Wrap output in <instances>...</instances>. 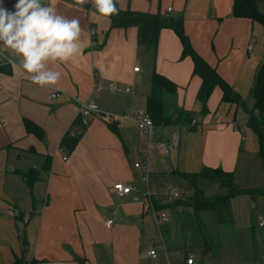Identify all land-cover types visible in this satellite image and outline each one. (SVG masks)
I'll list each match as a JSON object with an SVG mask.
<instances>
[{
  "label": "crops",
  "instance_id": "0c3cea01",
  "mask_svg": "<svg viewBox=\"0 0 264 264\" xmlns=\"http://www.w3.org/2000/svg\"><path fill=\"white\" fill-rule=\"evenodd\" d=\"M255 1L264 16V0ZM114 2L120 12L181 17L194 52L243 104L223 103L220 89L215 88L207 113L202 114L196 102L201 82L192 75L191 60L181 58V44L171 30H161L156 47L149 51L138 46L136 28L110 29L108 17L99 14L91 0L83 5H75V0H42L46 6L54 5L59 15L79 19L81 51L68 62H49L48 68L58 71L60 79L55 85L39 86L21 67V57L0 44V60L10 62L0 66V264H146L156 260V254L154 259L148 256L153 250L152 226L158 228L152 210L167 215L166 225L168 212L172 213L173 202H162L166 200L161 184L171 188L181 175L206 168L231 174L242 190L264 191V164L256 135L247 127L253 107L250 90L264 63V26L234 17L233 0ZM16 3L0 0V7L14 12ZM153 73L176 86V106L196 122L194 132L174 122L154 128L147 139L132 121L109 125L94 117L86 127L80 126L79 104L87 100L113 116L145 112ZM55 92L57 98L50 99ZM27 123L42 136L28 133ZM67 135L78 138L68 156L60 149ZM176 139L177 149L164 158L159 148ZM115 184L136 187L138 192L118 198L112 191ZM191 194L189 187L185 198ZM239 199L256 203L258 211L264 205V196L254 200L245 196L232 199L230 206ZM174 202L188 205L180 197ZM204 214L197 216V223L203 225ZM24 215L29 220L18 229L17 221ZM107 222H111L108 228ZM224 227L215 224L211 236L205 224V232L166 226L159 232L163 257L167 264H176L170 252L179 249L186 264L191 250L215 249ZM174 232L179 236L172 246ZM206 233L213 240L208 250L201 244Z\"/></svg>",
  "mask_w": 264,
  "mask_h": 264
},
{
  "label": "trees",
  "instance_id": "16d2710c",
  "mask_svg": "<svg viewBox=\"0 0 264 264\" xmlns=\"http://www.w3.org/2000/svg\"><path fill=\"white\" fill-rule=\"evenodd\" d=\"M232 15L236 18L248 19L251 22L264 26V16L259 12L255 0H233ZM110 21V29H127L134 27L137 30V44L149 51L156 47L158 34L163 29L171 30L181 44V58H189L193 64L192 75L201 82L196 95V102L200 105L202 114L207 113L206 104L215 88L222 93V102L231 105H242L239 95L229 87L192 49L188 38L182 29V18L170 20L160 16L139 14L133 12H120L107 16ZM177 88L164 77L153 73L150 81V93L146 100L145 114L151 119L155 128L175 125L194 131L189 128L192 118L176 106ZM250 99L253 101L252 111L249 112L247 127L256 135L259 156L264 164V63L259 67L250 90ZM26 131L41 137L37 128L29 123ZM78 138L66 136L60 143V149L68 156L77 144ZM46 165V169H47ZM182 179L191 187L194 196L188 198L194 217L200 213H212L217 225L232 222L229 216L230 202L232 199L249 196L253 200L264 196V191H249L238 188L231 174L216 169H202L197 174L181 175ZM217 187L224 191V195L206 197L198 187L202 185ZM199 193L198 195H196ZM200 194H202L200 196ZM207 246V245H206Z\"/></svg>",
  "mask_w": 264,
  "mask_h": 264
},
{
  "label": "clouds",
  "instance_id": "9594fccd",
  "mask_svg": "<svg viewBox=\"0 0 264 264\" xmlns=\"http://www.w3.org/2000/svg\"><path fill=\"white\" fill-rule=\"evenodd\" d=\"M86 2L89 0H75V5ZM91 3L103 16L118 13L114 0H91ZM75 5L66 4L70 8ZM81 31L78 18L59 15L54 5L46 6L42 0H17L14 12L0 7V44L21 57V67L39 86L58 82L60 73L47 65L68 62L76 56L81 51Z\"/></svg>",
  "mask_w": 264,
  "mask_h": 264
},
{
  "label": "rangeland",
  "instance_id": "374dc122",
  "mask_svg": "<svg viewBox=\"0 0 264 264\" xmlns=\"http://www.w3.org/2000/svg\"><path fill=\"white\" fill-rule=\"evenodd\" d=\"M154 132H156V129ZM147 151H149V149H147ZM148 153L150 154V151ZM156 153H159L158 150ZM170 155L171 153L169 156ZM169 156H165L164 158ZM168 187L169 184L166 183L161 184L159 187L160 193L165 195V198L168 192L174 189L179 195L180 201H186L189 203V199L185 198L186 191H188L190 187L187 182L182 179H177V182H174L170 185L171 188ZM198 190L202 191V194H204L206 197H215L219 194L224 195V191L219 190L217 187H211L205 184L201 187H198ZM194 194L195 193L192 191L191 197L194 196ZM198 194L199 193L196 195ZM202 194H200V196ZM248 200L249 199H239L232 202L229 209V216L231 217L232 222L223 225H217L215 223L214 215L208 212H205V217H203L204 219L202 221L203 225H201L200 223H197L196 218H194V214L188 205H179L176 202H173V204L170 206L172 213L168 212L169 224L166 225V223L165 225L167 227L170 226V228L173 229L180 226L186 229L200 228V231L205 232L203 229L205 224L206 231L210 233V235L214 233L215 224L217 226H227L222 229V236L220 239L218 238V241L216 240L215 249L209 252L204 250L196 251V249L190 251L191 256L189 257H191V261L195 264H264V228H260L258 226V224L261 223V220L264 221V218L259 216L260 213L264 214V205L261 206V211H258L256 203L254 204ZM162 202L164 205L168 204L167 201ZM165 225L159 226L158 228L155 225L152 226L153 238L150 242V249L152 248L154 250L156 254V260L152 261L149 259L148 263L146 264H167V260H165L163 257V251L161 248L162 243L159 233L166 227ZM178 236L179 235L177 232L172 234V246H175V244L178 242ZM201 237V244L204 245L203 249H211L210 246L212 245L210 243L213 244L211 237L207 235V233L206 237L204 235ZM194 239L196 241V237H194ZM205 244H207V246ZM196 252L199 256L198 260L196 258ZM170 253V258L173 263L183 264L185 260V253L183 251L175 249ZM200 258H202V263H200Z\"/></svg>",
  "mask_w": 264,
  "mask_h": 264
},
{
  "label": "built area",
  "instance_id": "2783aa9c",
  "mask_svg": "<svg viewBox=\"0 0 264 264\" xmlns=\"http://www.w3.org/2000/svg\"><path fill=\"white\" fill-rule=\"evenodd\" d=\"M166 12L168 14L170 12V9H168ZM93 35H94V32H93V30H91L90 31V36H93ZM248 50H251V46L248 47ZM6 64H10V62L5 61V60L4 61L0 60V66L1 65H6ZM138 71H139L138 68L133 69L134 73H138ZM110 89H113V86H110ZM58 94H59L58 92H55V93L51 94L50 95V99L57 98ZM93 105L95 107H92ZM92 117L99 118L103 122H105L106 124H109V125H112V124H114L115 122H117L119 120L132 121L135 124L139 134L141 136H143V137H146L147 139L151 138L153 130L155 128L153 123H152V121H151V119L145 114V112L136 111L134 113L126 114V115L118 117V116H113V115H110V114H107V113H101L99 111L97 105L92 100H87L84 103H80L79 104V108H78V120H79L80 126L81 127H86L88 122H89V120ZM196 127H197L196 122L192 120L190 122V124H189V128H196ZM177 146H178V140L176 139V140H173L169 144V146L160 147L159 148V152L162 155L166 156L169 153L175 151L177 149ZM144 165H145V169H146V166H147L146 163ZM134 167L135 168H139V165L136 164ZM112 191L118 198H124V197H126V196H128L130 194L138 192L136 187L123 186L121 184H115L112 187ZM146 197L150 198V195L146 194ZM178 199H179V195L177 194V192H175L173 190L169 191L168 194L166 195V198H165V200L168 203L174 202V201H176ZM151 207H152V205L150 204V208ZM151 210H152V208H151ZM152 213H153L155 224L158 227L162 226V225H165L168 222V217H167V215L164 212H161V211L156 212V211L152 210ZM28 220H29V216L28 215L22 216L17 221L18 229H22L26 225ZM110 224H111V222H107L105 224V227L108 228L110 226ZM261 225H262V223L259 224V227H262ZM148 256L150 258L154 259L155 258V252L153 250H151L150 252H148ZM190 258L191 257H189L187 259L186 264H190ZM191 264H192V261H191Z\"/></svg>",
  "mask_w": 264,
  "mask_h": 264
},
{
  "label": "water",
  "instance_id": "95a60500",
  "mask_svg": "<svg viewBox=\"0 0 264 264\" xmlns=\"http://www.w3.org/2000/svg\"><path fill=\"white\" fill-rule=\"evenodd\" d=\"M173 124H174V122H173Z\"/></svg>",
  "mask_w": 264,
  "mask_h": 264
}]
</instances>
